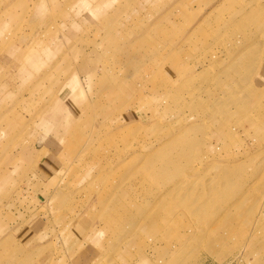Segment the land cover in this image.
Wrapping results in <instances>:
<instances>
[{
    "label": "rangeland",
    "instance_id": "obj_1",
    "mask_svg": "<svg viewBox=\"0 0 264 264\" xmlns=\"http://www.w3.org/2000/svg\"><path fill=\"white\" fill-rule=\"evenodd\" d=\"M3 178L0 264H264V0H0Z\"/></svg>",
    "mask_w": 264,
    "mask_h": 264
},
{
    "label": "crops",
    "instance_id": "obj_2",
    "mask_svg": "<svg viewBox=\"0 0 264 264\" xmlns=\"http://www.w3.org/2000/svg\"><path fill=\"white\" fill-rule=\"evenodd\" d=\"M4 178L2 181H0V215L3 213V215L6 214V207H7V202L6 201H3L1 200L2 198V193L4 192V190H6V188L4 187ZM6 224V223H5ZM3 222H2V217L0 219V247H1V244L7 240V238H10L12 237L13 235H15V233L17 232V230L21 227L17 226L14 231L12 230V232H8V231H11V229H9L7 231V228L5 227L4 228V225H5ZM17 250V247H15L14 245H11L9 247H4L3 251L4 252H7V253H15ZM3 252V253H4Z\"/></svg>",
    "mask_w": 264,
    "mask_h": 264
},
{
    "label": "bare ground",
    "instance_id": "obj_3",
    "mask_svg": "<svg viewBox=\"0 0 264 264\" xmlns=\"http://www.w3.org/2000/svg\"><path fill=\"white\" fill-rule=\"evenodd\" d=\"M231 170H232V168H231ZM231 170H228V169H226V171H225V172H232ZM225 178H226V177L224 176V177H223V179H222V180H223V182H224V181H226V179H225ZM230 180H231V178H230ZM214 260H215L216 262H218V259H214ZM220 263H222V262H220ZM165 264H167V263H165Z\"/></svg>",
    "mask_w": 264,
    "mask_h": 264
},
{
    "label": "built area",
    "instance_id": "obj_4",
    "mask_svg": "<svg viewBox=\"0 0 264 264\" xmlns=\"http://www.w3.org/2000/svg\"><path fill=\"white\" fill-rule=\"evenodd\" d=\"M224 264H238V263H234V262H227V263H224Z\"/></svg>",
    "mask_w": 264,
    "mask_h": 264
}]
</instances>
